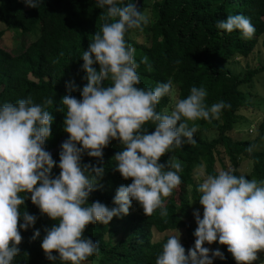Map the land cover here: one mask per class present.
I'll use <instances>...</instances> for the list:
<instances>
[{
	"label": "clouds",
	"instance_id": "1",
	"mask_svg": "<svg viewBox=\"0 0 264 264\" xmlns=\"http://www.w3.org/2000/svg\"><path fill=\"white\" fill-rule=\"evenodd\" d=\"M22 2L28 7L40 4V0ZM95 4L104 10L106 22L80 56L87 81L80 91L81 99L62 97L66 109L63 130L68 137L60 145L58 163L44 148L53 122L46 106L52 100L46 98L38 104L28 96L15 103H0V264H12L20 254L18 219H22V230L36 222L35 216L20 211L26 198L21 193H30L40 212L56 221L45 229L40 247L48 261L59 259L60 264H82L94 255L98 244L83 237L85 227L96 222L108 224L113 217L127 215L132 201L138 202L147 216L158 209L159 215L166 217L163 198L180 184L182 169L174 157L166 166L158 162L160 157L172 147L195 143L197 127H190V121L218 119L221 110L230 107L224 101L206 105V89L192 86L170 112L157 111L160 99L171 95L173 82L168 79L152 88L137 87L138 64L134 49L125 40L126 31L148 23L147 15L137 10L136 0H95ZM215 26L227 33L238 30L243 39H250L255 31L243 14H230ZM140 63L151 69L146 56ZM97 64L99 70L94 67ZM102 80L110 83L101 86ZM66 87L74 90L71 82ZM148 122L154 126L151 133L144 127ZM110 139H119L122 145L112 158L114 169L132 182L116 189L113 207L99 201L89 204V194L104 169L95 164L82 166L81 156L86 152L88 157L102 161V149ZM254 149L255 145H250L246 151L252 153ZM54 166L60 169L56 176L51 173ZM194 175L203 208L202 217L199 210L193 212L197 225L194 246L186 254L179 233L169 235L155 264H213V258L223 260L219 249L209 254L210 250L203 247L206 242L226 245L236 264H253L257 253L264 252V179H247L232 169L205 174L202 164ZM39 237L36 230L31 239Z\"/></svg>",
	"mask_w": 264,
	"mask_h": 264
},
{
	"label": "trees",
	"instance_id": "2",
	"mask_svg": "<svg viewBox=\"0 0 264 264\" xmlns=\"http://www.w3.org/2000/svg\"><path fill=\"white\" fill-rule=\"evenodd\" d=\"M142 5L143 14L153 9V19L148 26L142 25L141 32L137 33L146 35L147 43L135 40L137 37L130 38L138 29L125 33L126 43L134 49V60L138 64L136 72L140 83L137 87L152 88L158 82L171 79V95L176 92L177 99L185 98L190 87L202 86L207 91L206 105L224 101L230 107L222 109L218 119L190 121V127L193 124L197 127L193 135L195 143L172 147L160 157L158 162L165 166L174 157L182 169L180 184L163 198L168 215L161 217L157 209L147 216L139 203L132 201L127 215L113 217L108 224H88L82 235L97 243L98 251L82 264H155L168 237L165 234L180 229L187 235L181 244L187 254L194 245L195 229L185 219L191 208L201 206L196 191L198 181L194 175V170L201 164L205 174L214 175L220 169H232L234 174L244 175L247 179H264V149H260L264 141V120L255 139L237 140L232 137L235 126L241 122L240 112L247 108L250 99L251 92L244 89L252 87L253 79L264 73V64L256 68L247 66V70L240 74L229 68L237 58H248L264 35V0H155L153 3L142 0ZM230 14H243L250 19L255 29L250 39L241 38L238 30L227 33L216 28L217 21ZM45 22L56 26V30L47 38L36 39L18 54L0 46V103H15L31 96L35 103L43 104L46 98H50L52 104L47 105L46 110L53 116V122L50 137L44 144L45 150L50 152L66 134L63 130L66 109L61 103L62 97L70 95L81 99L80 91L87 81L80 56L88 49L92 36L106 19L104 10L96 7L95 0H40L38 7H28L22 0H0V23L8 31L19 33L23 39H28L27 36ZM4 35L5 32L0 31V41ZM145 56L151 65L150 70L140 63L141 57ZM94 67L99 70L98 64ZM69 82L74 85V90L66 87ZM107 83L110 81H105L103 86ZM171 95L160 99L157 111H171ZM144 127L149 133L154 131L151 122ZM211 133H217V136L211 139L203 137ZM250 145H255L252 153L246 151ZM121 150L119 139H110L102 149V161L88 157L86 152L82 154V166L87 164L91 168L95 164L104 169L95 189L89 194V204L99 201L113 207L116 189L132 182L131 178H122L114 169L112 158ZM59 151L51 156L57 163ZM243 161L250 165L246 173H241ZM59 171L54 166L51 173L56 176ZM20 195L26 196L20 211L35 216L36 222L22 230L19 228L22 219H18L20 254L14 257L12 264H60L59 259L48 261L40 247L45 229L51 228L56 221L40 212L31 202L30 193ZM36 230H39L40 237L33 240L31 237ZM156 234L165 236L155 240ZM204 245L209 244L206 242ZM212 245L224 256L223 260L213 258V264H236L226 245L217 242ZM52 254L58 256L55 251Z\"/></svg>",
	"mask_w": 264,
	"mask_h": 264
},
{
	"label": "rangeland",
	"instance_id": "3",
	"mask_svg": "<svg viewBox=\"0 0 264 264\" xmlns=\"http://www.w3.org/2000/svg\"><path fill=\"white\" fill-rule=\"evenodd\" d=\"M151 3L155 2V0H150ZM148 17V23L146 26L149 25L151 19H153V9L150 8L145 13ZM56 26L49 24L47 22L43 23L37 30H34L30 33L27 37L28 39H23L20 37L19 33H15L12 31H8L6 26L0 23V31H4L5 35L3 39L0 41V46L3 47L6 51L18 54L24 47L29 46L33 41L38 38H47L50 36L52 31H55ZM131 37L135 38V40H140L142 43H147L148 37L146 35H138L137 33L141 32V30L135 31ZM264 64V35L259 39L257 47L254 49L253 53L248 58H237L232 64L229 65V68L233 70L234 73L240 74L244 73L247 70V66L256 68L260 65ZM252 87H247L244 90L250 93V99L248 101L247 108H244L240 112L241 122L239 121L235 126V129L232 133V137L237 140H246V139H255L258 135V128L264 120V73H260L257 75L252 81ZM173 104L177 100L178 94L174 92L172 95ZM217 136L216 134H204L203 137L206 139H211ZM260 149H264V141L262 140V145ZM227 164H229V159ZM243 166V171L241 173H246L249 170L250 165L248 161H243L241 164ZM221 170V169H220ZM195 210H199L201 217L203 213V208L199 205L191 208L189 212V216L186 217V221L189 222L192 228H196L197 225L195 223V218L193 216V212ZM179 233V240L180 243L187 239V235L185 234L184 230H175L167 232L165 235H178ZM164 234H156L155 240L160 239L165 236ZM215 245V244H214ZM194 245H192L193 247ZM203 247L208 248L209 254H211L214 246L212 244L203 245ZM217 249V248H216ZM258 259L253 262V264H261V261H264V252L257 253Z\"/></svg>",
	"mask_w": 264,
	"mask_h": 264
},
{
	"label": "water",
	"instance_id": "4",
	"mask_svg": "<svg viewBox=\"0 0 264 264\" xmlns=\"http://www.w3.org/2000/svg\"><path fill=\"white\" fill-rule=\"evenodd\" d=\"M136 6H137V10L138 11H142V8H143V5H142V0H136ZM128 32V31H126ZM104 80L101 81V86H103L104 84ZM68 137V133H66L62 138L61 140L59 141L57 147L55 149H53L52 151H50V155H54L59 149H60V145L61 143Z\"/></svg>",
	"mask_w": 264,
	"mask_h": 264
}]
</instances>
